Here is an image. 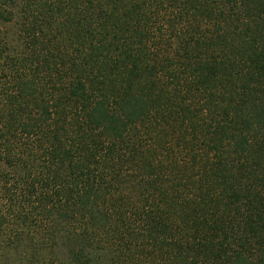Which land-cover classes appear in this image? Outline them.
Instances as JSON below:
<instances>
[{
	"label": "trees",
	"instance_id": "obj_1",
	"mask_svg": "<svg viewBox=\"0 0 264 264\" xmlns=\"http://www.w3.org/2000/svg\"><path fill=\"white\" fill-rule=\"evenodd\" d=\"M0 24V264H264V0Z\"/></svg>",
	"mask_w": 264,
	"mask_h": 264
},
{
	"label": "rangeland",
	"instance_id": "obj_2",
	"mask_svg": "<svg viewBox=\"0 0 264 264\" xmlns=\"http://www.w3.org/2000/svg\"><path fill=\"white\" fill-rule=\"evenodd\" d=\"M1 29L3 30V33L6 34V36L10 39L15 38L16 36V29L15 25H2L0 24Z\"/></svg>",
	"mask_w": 264,
	"mask_h": 264
}]
</instances>
